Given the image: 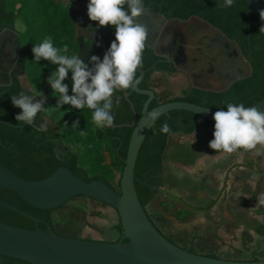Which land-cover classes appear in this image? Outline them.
Returning <instances> with one entry per match:
<instances>
[{
	"label": "trees",
	"instance_id": "obj_1",
	"mask_svg": "<svg viewBox=\"0 0 264 264\" xmlns=\"http://www.w3.org/2000/svg\"><path fill=\"white\" fill-rule=\"evenodd\" d=\"M158 1L160 0H144V4L148 10L160 9L161 13L167 17L187 19L192 14L200 16L237 42L252 70L249 77L234 82L225 91L215 92L190 87L183 96L167 101L180 100L213 109L227 110V103H243L247 107L264 96V35L260 32L258 22L244 0H235L231 7H222L224 0ZM261 2L264 7V0ZM0 25L2 28H11L17 32V45L20 46L24 65L23 75H20L18 71H12L9 75H4L0 83V120H2L0 121V162L16 175L28 180L42 179L56 168L65 166L85 182L99 180L113 189L115 186L111 180L118 172L117 186L119 187L130 135L140 117L147 96L133 89L115 92L112 109L115 117L114 124L112 127L100 130L92 121L91 109L85 107L77 110L70 105H64L60 109L56 106L58 93L52 90L48 78L51 74H55L58 66L43 59L39 62L34 61L32 48L49 37L53 46L61 49V54L69 57L75 55L78 41L69 7L57 0H0ZM107 27L114 41L115 29L110 25ZM65 45L68 47L67 53L62 51ZM158 63V58L153 51L145 46L141 67L145 70V74L137 85L139 89L152 88L151 76L154 70L175 71L165 63ZM64 83L68 84V94L71 95V73L68 74ZM22 91L29 95L47 92L48 102L44 105L46 111L43 115L55 118L60 131L50 127L38 131L31 126L22 125L15 119L22 110L13 106L11 96L18 95ZM160 100L161 97L155 91L148 109L157 106ZM76 120H79V126L73 128L72 124ZM165 124L170 129L168 133L161 131ZM196 131H204L210 139H213L214 123L189 111H168L154 122L136 159L134 185L139 202L145 207L150 221L162 234L146 206L160 195L158 189L162 184L163 158L171 135L179 132L191 134ZM62 140L77 147V152L69 151L63 156H58L55 148ZM77 197L84 196H73L56 209L72 208L84 215L83 209L68 205L69 201ZM0 199L46 221L50 228L58 233L51 221V212L56 209L43 210L34 207L17 193L3 187H0ZM0 221L22 228H34V222L31 219L2 207H0ZM39 227L46 229L44 223H39ZM115 228L119 233V237L115 240L117 241L121 236L119 217ZM164 236L177 244L171 237ZM181 247L189 252L197 253L192 242ZM204 255L222 258L214 251ZM258 259L253 256L248 260Z\"/></svg>",
	"mask_w": 264,
	"mask_h": 264
},
{
	"label": "water",
	"instance_id": "obj_2",
	"mask_svg": "<svg viewBox=\"0 0 264 264\" xmlns=\"http://www.w3.org/2000/svg\"><path fill=\"white\" fill-rule=\"evenodd\" d=\"M244 1L252 11L260 29L264 26V21L260 18V11L264 10L261 0ZM198 19L209 30V34L201 36L198 41L201 49L207 47L200 55L203 58L217 59L216 64L212 63L207 66L206 74L211 76L212 81L218 86L215 88L202 85L195 87L221 92L227 90L234 82L249 77L252 72L250 63L243 56L237 42L209 22ZM5 31L0 25V37ZM7 32L17 40V34L14 31L8 29ZM262 33L264 35V32ZM4 44L5 40L0 47ZM146 45L151 47L147 41ZM18 65L24 71L23 63H18ZM137 71V78L141 82L145 70L140 68ZM132 89L146 95L147 98L130 135L118 190L99 180L85 182L65 166L56 168L42 179L28 180L16 175L0 162V187L17 193L25 202L39 209H56L76 195H82L113 207L118 214L121 226L119 240L104 241L60 235L54 232L46 221L0 199V207L34 222V228L28 229L0 221V255L32 264H264V258L255 261L224 259L189 252L169 241L156 229L147 216L145 207L140 204L134 185L136 159L147 133L161 115L171 110L189 111L215 123L213 114L221 109L180 100L160 102L157 106L148 109L155 96V90L152 88L139 89L138 86ZM43 96L46 97V93ZM247 107H256L264 112V96ZM257 152L260 151L255 153ZM158 190L171 200L194 209L166 189L160 187ZM39 223H44L46 229L40 228Z\"/></svg>",
	"mask_w": 264,
	"mask_h": 264
},
{
	"label": "rangeland",
	"instance_id": "obj_3",
	"mask_svg": "<svg viewBox=\"0 0 264 264\" xmlns=\"http://www.w3.org/2000/svg\"><path fill=\"white\" fill-rule=\"evenodd\" d=\"M140 17L139 23L146 25L145 17L154 16L142 14ZM193 27L186 29L191 31ZM77 32L79 34V29ZM152 40L153 36L149 35L147 42L151 44ZM151 82L152 89L161 97L160 102L183 96L190 86L183 72L153 73ZM201 85L218 86L216 83ZM42 121L60 131L55 118L46 116ZM211 140L204 131L174 133L163 158L161 187L198 210L185 207L161 193L146 208L160 227L167 224L189 236L209 235L225 243L222 250L216 251L224 259L262 258L264 149L257 145L255 149L227 154L211 149ZM69 151L77 152V147L63 140L55 148L58 156ZM118 178L116 172L111 180L117 190ZM68 205L83 209L85 214L72 208L53 210L51 221L58 233L96 240L119 237L115 228L118 214L113 207L87 197H77Z\"/></svg>",
	"mask_w": 264,
	"mask_h": 264
},
{
	"label": "clouds",
	"instance_id": "obj_4",
	"mask_svg": "<svg viewBox=\"0 0 264 264\" xmlns=\"http://www.w3.org/2000/svg\"><path fill=\"white\" fill-rule=\"evenodd\" d=\"M234 3L235 0H224L221 6L231 7ZM147 11L144 0H89V19L98 22L101 27L110 25L115 29V40L103 59L95 55L90 57L91 67L77 54L71 57L61 54V49L53 46L50 37L39 45H34L32 53L35 62L43 59L58 66L55 74L48 78L52 90L58 93V108L61 109L64 105H70L77 110L87 107L92 110V121L98 129L104 130L113 126L115 92L132 89L140 82L137 70L143 66L148 29L137 18ZM260 18L264 21V10L260 11ZM260 32H264V26L260 28ZM62 51L68 52L67 45ZM69 73L72 82L71 95L68 94V84L64 83ZM46 99L42 93L29 95L22 91L18 95H12L13 106L22 110L15 119L38 131L46 130V121H37V115L46 111ZM226 108V111L221 109L213 114L214 132L209 147L227 154L241 149H255L257 145L264 149V112L256 107H245L243 103H227ZM78 126L79 120L74 121L72 127ZM161 131L168 133L170 129L165 124ZM261 202H264V194Z\"/></svg>",
	"mask_w": 264,
	"mask_h": 264
},
{
	"label": "flooded vegetation",
	"instance_id": "obj_5",
	"mask_svg": "<svg viewBox=\"0 0 264 264\" xmlns=\"http://www.w3.org/2000/svg\"><path fill=\"white\" fill-rule=\"evenodd\" d=\"M165 1L167 0H160L158 2ZM196 1L198 2L199 0H190V2ZM59 2L69 7V12L75 26L76 40L78 41V48L75 54H77L79 58L84 59L85 63H89V67H91L90 57L95 55L102 60L104 54L113 42V36L107 26L101 27L98 22L89 19L87 15V0H60ZM126 7L125 5V9ZM145 14L163 19V23L158 29H155L156 26L148 29V36L152 35L153 40L151 44L149 43L151 47L148 45L146 46L150 48L158 58V64L165 63L175 69L173 72H158L154 70L153 73L172 75L183 72L189 79V88L201 86V84L215 83L212 81L213 78L208 76L206 72L207 66L212 63L216 64L217 59L208 57L203 58L200 55L203 53V49L206 50L207 47L201 49L198 41L201 39V36L209 34L207 26L198 19L201 18L200 16L192 14L187 19L167 17L161 13L160 9L155 11L148 10ZM140 19L141 17L137 18L138 22ZM150 23L151 21H148V25ZM152 25H156V22L153 21ZM192 25L195 26L193 27ZM187 27H193V29L187 31ZM3 29L6 31L3 36L0 37V44L5 40L4 46L0 47V83L3 76L9 75L12 71H18L20 75L24 74V71H22L21 67L18 65V63H23L20 46L17 45L18 34L11 28ZM8 29H11L17 34V40L9 35L7 32ZM78 29L79 34L77 32ZM10 38L11 41H9ZM44 93H46L47 98V92ZM47 102L48 99H46V103ZM45 117L43 113L38 114V123ZM48 127L50 126L46 125V128ZM52 129L57 131L54 128ZM0 264L32 263L0 255Z\"/></svg>",
	"mask_w": 264,
	"mask_h": 264
},
{
	"label": "crops",
	"instance_id": "obj_6",
	"mask_svg": "<svg viewBox=\"0 0 264 264\" xmlns=\"http://www.w3.org/2000/svg\"><path fill=\"white\" fill-rule=\"evenodd\" d=\"M148 15H150V14H148ZM146 21H151V23L149 25H148V23L145 25L147 27V29H150V27L154 28V26H156L155 29H158L159 26L163 23V19L160 18V17H145V22ZM153 21H155L156 23H160L159 26L152 25ZM195 210H198V209H195ZM158 227L161 229V231L163 232L164 235H166L168 237H171L180 246H184V245H187L190 242H192L195 251L197 253H200V254H207L210 251H214V252L220 251L225 246V243H223L221 241H218V240L214 239L212 236H209V235L200 236V235L192 234V235L189 236V235H186V233L184 231L182 233H180L179 231H176L175 228H173L172 226L167 225V224L163 225V227H160V226H158ZM199 228H202V226L199 227ZM164 230H165V232H164ZM116 239L117 238L114 237L112 240H108V239L106 240L105 239L104 241H115ZM262 258H264V253H263ZM230 259H232V258H230ZM259 259H261V258H259Z\"/></svg>",
	"mask_w": 264,
	"mask_h": 264
}]
</instances>
